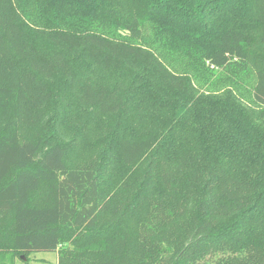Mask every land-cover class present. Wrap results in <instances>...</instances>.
Segmentation results:
<instances>
[{
    "label": "trees",
    "instance_id": "1",
    "mask_svg": "<svg viewBox=\"0 0 264 264\" xmlns=\"http://www.w3.org/2000/svg\"><path fill=\"white\" fill-rule=\"evenodd\" d=\"M53 250L264 264V0H0V260Z\"/></svg>",
    "mask_w": 264,
    "mask_h": 264
},
{
    "label": "rangeland",
    "instance_id": "2",
    "mask_svg": "<svg viewBox=\"0 0 264 264\" xmlns=\"http://www.w3.org/2000/svg\"><path fill=\"white\" fill-rule=\"evenodd\" d=\"M250 60L253 64L260 61L259 54L261 52L258 44H254L248 48ZM262 61V60H261ZM260 61V62H261ZM57 252L56 251H34L27 258L22 256L12 258L9 254L5 255L0 264H56Z\"/></svg>",
    "mask_w": 264,
    "mask_h": 264
},
{
    "label": "water",
    "instance_id": "3",
    "mask_svg": "<svg viewBox=\"0 0 264 264\" xmlns=\"http://www.w3.org/2000/svg\"><path fill=\"white\" fill-rule=\"evenodd\" d=\"M23 257V256H22ZM24 258V257H23Z\"/></svg>",
    "mask_w": 264,
    "mask_h": 264
}]
</instances>
